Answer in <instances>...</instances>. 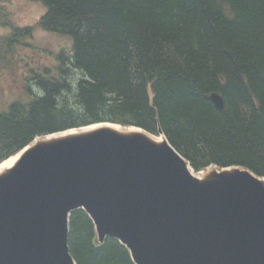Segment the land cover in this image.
Here are the masks:
<instances>
[{
    "label": "trees",
    "instance_id": "trees-1",
    "mask_svg": "<svg viewBox=\"0 0 264 264\" xmlns=\"http://www.w3.org/2000/svg\"><path fill=\"white\" fill-rule=\"evenodd\" d=\"M35 1L47 7L37 25L70 37L73 51L56 55L57 69L31 68L40 92L28 86L0 108V163L37 136L112 122L162 132L195 171L264 177V0ZM33 29L3 37L2 50ZM68 244L77 264H136L117 238L97 241L84 209L70 215Z\"/></svg>",
    "mask_w": 264,
    "mask_h": 264
},
{
    "label": "water",
    "instance_id": "water-1",
    "mask_svg": "<svg viewBox=\"0 0 264 264\" xmlns=\"http://www.w3.org/2000/svg\"><path fill=\"white\" fill-rule=\"evenodd\" d=\"M46 137L0 176V264H75L78 208L137 264H264V178L250 169L198 179L168 141L141 132Z\"/></svg>",
    "mask_w": 264,
    "mask_h": 264
},
{
    "label": "rangeland",
    "instance_id": "rangeland-1",
    "mask_svg": "<svg viewBox=\"0 0 264 264\" xmlns=\"http://www.w3.org/2000/svg\"><path fill=\"white\" fill-rule=\"evenodd\" d=\"M45 12L46 6L39 1L0 0L1 109H6L12 102L26 97L28 86H31L34 92H40L37 80L32 79L29 71L31 68L56 67L55 69H57V66H60V62L56 55L62 51H66L67 53L73 51V41L70 37L43 30L37 25L39 18ZM25 26L34 27L33 36L15 45V50L11 53L3 51L1 47L2 38L11 34L16 27ZM78 77H80V73L72 70L70 84L73 89H75ZM62 93L66 94V91ZM210 168L216 169L218 167L213 165L196 174L208 172L207 177H209L212 174Z\"/></svg>",
    "mask_w": 264,
    "mask_h": 264
},
{
    "label": "bare ground",
    "instance_id": "bare-ground-1",
    "mask_svg": "<svg viewBox=\"0 0 264 264\" xmlns=\"http://www.w3.org/2000/svg\"><path fill=\"white\" fill-rule=\"evenodd\" d=\"M101 127H109V128H112L116 131H119V132H137V131H140L139 129L136 130L137 128L125 127V126H122L119 124H95V125H90L88 127H83V128H78V129H69V130H65L62 132H58L56 134H52V135L47 136L46 139L50 140V139H54V138H63V137H68V136L84 134V133L93 131L95 129L101 128ZM150 137H151V139H153L154 141H156L158 143H161L164 140L163 135L162 136L150 135ZM27 149H28V147L26 149H23L22 151H20L16 155H14V156L8 158L7 160L3 161L0 164V176L5 174L9 169L13 168L15 166V164H17V162L21 158L24 151H26ZM188 169H189V171L191 170L190 172H192V167L190 165H189ZM194 176L198 177V178L204 177L203 174H196V173L194 174Z\"/></svg>",
    "mask_w": 264,
    "mask_h": 264
},
{
    "label": "flooded vegetation",
    "instance_id": "flooded-vegetation-1",
    "mask_svg": "<svg viewBox=\"0 0 264 264\" xmlns=\"http://www.w3.org/2000/svg\"><path fill=\"white\" fill-rule=\"evenodd\" d=\"M9 1H17V0H9ZM16 29H20V28H16ZM16 29H15V30H16ZM11 30H12V29H11ZM11 30H10V31H11ZM32 36H33V34H32Z\"/></svg>",
    "mask_w": 264,
    "mask_h": 264
}]
</instances>
